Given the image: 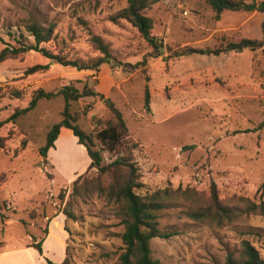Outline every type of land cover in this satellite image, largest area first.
<instances>
[{"label": "rangeland", "instance_id": "374dc122", "mask_svg": "<svg viewBox=\"0 0 264 264\" xmlns=\"http://www.w3.org/2000/svg\"><path fill=\"white\" fill-rule=\"evenodd\" d=\"M261 1L246 0L244 10L224 11L217 19L206 0H158L146 10L163 46V56L152 57V47L132 24L114 19L127 0H0V51L25 38L34 43L24 28L34 19L54 25L53 39L42 46L67 59L88 62L102 56L91 34L108 45L111 55L98 72L62 66L35 51L0 63V121L5 122L0 129L5 139L0 214L6 216L4 223L0 218V264H57L63 260L56 250L59 234L66 258L74 264H115L122 253L124 227L113 207L97 197L72 199L74 182L97 174L89 171L86 148L72 131L62 128L54 148L46 157L40 154L48 132L63 119L64 98L42 99L16 123L9 121L38 90L56 93L72 85L98 93L69 108L88 134L112 118L108 104L122 112L131 139L139 144L134 159L143 184L140 195L182 186L207 196L215 182L227 204L238 196L264 201V127L259 129L264 121V52L258 53L256 69L250 49L218 56L198 51L174 55L260 40L264 13L249 6ZM38 65L47 69L28 73ZM103 157L104 164L116 159L108 151ZM68 202L75 219L65 215ZM177 214L164 213L161 228L178 224L179 234L151 241L153 258L162 264H214L245 239L264 258V216L251 215L249 227L214 228L180 224ZM40 241H45L43 254L30 247Z\"/></svg>", "mask_w": 264, "mask_h": 264}, {"label": "trees", "instance_id": "16d2710c", "mask_svg": "<svg viewBox=\"0 0 264 264\" xmlns=\"http://www.w3.org/2000/svg\"><path fill=\"white\" fill-rule=\"evenodd\" d=\"M158 0H127V6L115 16V20L123 19L132 24L140 35L152 47L150 56H163L162 44L153 35L154 21L146 15L148 10ZM246 0H206L210 5L216 18L220 19L224 11H242L247 7ZM257 10L264 13V1L258 4ZM25 30L34 39L30 43L28 39L17 41V46L7 45L0 51V63L8 59L17 58L28 52L35 51L43 57L53 60L62 66L73 67L78 71L98 72L100 67L109 63L111 55L108 45L98 36L91 34V41L96 50L102 55L94 60L83 62L81 60L67 59L62 54L55 53L52 49L42 46L53 39L54 25H47L46 22H39L29 19L24 23ZM21 38H24L21 35ZM0 41L2 38L0 36ZM245 49L253 52V64L256 69L259 51L264 52V22L262 23V38L242 39L239 42L229 44L215 50H193L187 49L175 52L176 56H184L194 52L201 54L221 55L231 52L241 53ZM40 69H47V66H35L28 71L35 73ZM16 98L21 96L19 91L11 93ZM99 94L86 86L83 91H79L72 85L63 87L58 92H45L38 90L34 93L28 107L17 108L10 116L9 121L16 123L22 116L34 110L38 102L42 99L51 100L57 96H62L65 101V110L62 113L61 122L53 125L47 134V141L40 149V154L46 157L49 150L54 148L61 129L67 128L72 131L78 139L80 145L86 148L91 160L89 171L97 170L94 177H85L74 182L72 199L87 200L97 197L113 207L120 225L124 227L120 234L123 244L122 253L115 264H162L153 258L151 241L155 238L169 239L179 234L178 224H174L171 230L161 228V219L164 213L169 210L177 211V222L180 224L189 221L195 225H206L214 228H224L227 226H248L251 215L264 216V201L256 203L254 200L238 196L227 204L221 197L215 182L211 183L209 194H205L191 187L174 188L167 186L164 189L156 190L153 193L140 195L137 190L143 187L139 167L134 159V152L139 148V144L131 139L127 123L122 112L114 104H108L112 113V118L100 128L95 134L86 133L77 124L78 119L70 112L72 102H77L87 96H98ZM145 106L150 110V93L146 88ZM5 122L0 121V129ZM264 127V121L259 129ZM5 139L0 136V148L4 149ZM99 146V149L96 147ZM108 151L116 156V159L108 164H104L103 152ZM264 188V183L260 189ZM259 189V190H260ZM72 202L67 203L65 215L75 219V216L68 207ZM4 223L6 216L0 214ZM249 227V226H248ZM252 229V228H250ZM251 234V231H250ZM30 247L43 254V242L32 244ZM49 264H55L48 261ZM60 264H74L66 258ZM214 264H264V258L254 244L248 240H242L235 249L228 251L224 260L216 261Z\"/></svg>", "mask_w": 264, "mask_h": 264}, {"label": "crops", "instance_id": "0c3cea01", "mask_svg": "<svg viewBox=\"0 0 264 264\" xmlns=\"http://www.w3.org/2000/svg\"><path fill=\"white\" fill-rule=\"evenodd\" d=\"M50 234V233H49ZM59 238L61 239V242L59 245H57L56 250L59 251V255L62 256L63 260H61L60 262H58L57 264L62 263L65 259H66V251H65V247H64V243H63V239L61 237V235L59 234ZM44 247H45V241L43 243V252H44ZM34 249V248H32Z\"/></svg>", "mask_w": 264, "mask_h": 264}, {"label": "water", "instance_id": "95a60500", "mask_svg": "<svg viewBox=\"0 0 264 264\" xmlns=\"http://www.w3.org/2000/svg\"><path fill=\"white\" fill-rule=\"evenodd\" d=\"M249 8H257V4H256V2H254L253 5L249 6Z\"/></svg>", "mask_w": 264, "mask_h": 264}]
</instances>
